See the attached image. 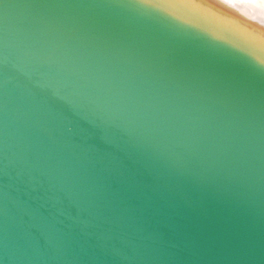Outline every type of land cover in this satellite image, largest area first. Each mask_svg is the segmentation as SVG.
<instances>
[{"label": "water", "instance_id": "obj_1", "mask_svg": "<svg viewBox=\"0 0 264 264\" xmlns=\"http://www.w3.org/2000/svg\"><path fill=\"white\" fill-rule=\"evenodd\" d=\"M0 264H264V66L132 0H0Z\"/></svg>", "mask_w": 264, "mask_h": 264}, {"label": "rangeland", "instance_id": "obj_2", "mask_svg": "<svg viewBox=\"0 0 264 264\" xmlns=\"http://www.w3.org/2000/svg\"><path fill=\"white\" fill-rule=\"evenodd\" d=\"M264 66V0H132Z\"/></svg>", "mask_w": 264, "mask_h": 264}, {"label": "bare ground", "instance_id": "obj_3", "mask_svg": "<svg viewBox=\"0 0 264 264\" xmlns=\"http://www.w3.org/2000/svg\"><path fill=\"white\" fill-rule=\"evenodd\" d=\"M180 24V23H179ZM182 25V24H181ZM184 26V25H183ZM186 27V26H185ZM188 28V27H187ZM190 29V28H189ZM192 30V29H191ZM194 31V30H193ZM196 32V31H195ZM198 33V32H197ZM200 34V33H199ZM203 35V34H202ZM205 36V35H204ZM207 37V36H206ZM209 38V37H208ZM211 39V38H210ZM213 40V39H212ZM215 41V40H214ZM217 42V41H216ZM219 43V42H218ZM221 44V43H220ZM223 45V44H222ZM225 46V45H224ZM226 47V46H225ZM228 48V47H227ZM230 49V48H229ZM232 50V49H231ZM234 51V50H233ZM236 52V51H235ZM238 53V52H237ZM240 54V53H239ZM242 55V54H241ZM244 56V55H243ZM246 57V56H245ZM248 58V57H247ZM250 59V58H249ZM252 60V59H251ZM253 61V60H252ZM255 62V61H254ZM257 63V62H256ZM259 64V63H258ZM261 65V64H260ZM263 66V65H262Z\"/></svg>", "mask_w": 264, "mask_h": 264}]
</instances>
